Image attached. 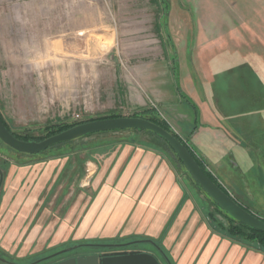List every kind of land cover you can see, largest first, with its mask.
Wrapping results in <instances>:
<instances>
[{
  "label": "rangeland",
  "instance_id": "rangeland-1",
  "mask_svg": "<svg viewBox=\"0 0 264 264\" xmlns=\"http://www.w3.org/2000/svg\"><path fill=\"white\" fill-rule=\"evenodd\" d=\"M263 33L264 0H0V113L15 133L41 138L59 125L145 111L188 142L199 109L180 82L191 88L185 78L200 80L209 56L228 58L224 52L233 48L247 55L243 68L256 77L251 65L255 51H264L257 41ZM262 86L264 93V80ZM110 139L156 141L152 147L178 161L174 150L149 132L92 134L28 155L0 142V204L11 164L85 152ZM93 167L84 164L86 173ZM67 244H34L28 253ZM0 245L12 255L26 251L15 243ZM136 247L158 253L148 241Z\"/></svg>",
  "mask_w": 264,
  "mask_h": 264
},
{
  "label": "crops",
  "instance_id": "crops-1",
  "mask_svg": "<svg viewBox=\"0 0 264 264\" xmlns=\"http://www.w3.org/2000/svg\"><path fill=\"white\" fill-rule=\"evenodd\" d=\"M257 41L264 46V33ZM224 53L228 58L209 56L202 80L185 78L191 88L180 82L199 109L188 142L222 185L264 218V51H255L256 77L244 70L242 50ZM87 163L94 166L88 173ZM6 176L0 242L25 249L19 258L35 255L28 253L34 244L145 239L166 264H264L263 251L211 226L204 194L178 161L147 143L110 139L85 152L11 164Z\"/></svg>",
  "mask_w": 264,
  "mask_h": 264
},
{
  "label": "water",
  "instance_id": "water-1",
  "mask_svg": "<svg viewBox=\"0 0 264 264\" xmlns=\"http://www.w3.org/2000/svg\"><path fill=\"white\" fill-rule=\"evenodd\" d=\"M142 129L152 131L172 147L176 155L184 164L186 170L204 190V192L223 210L228 216L246 224L252 228L264 231V219L252 211L246 210L230 194L223 191L201 168L195 157L186 145L169 130L148 119L139 116H118L89 120L75 124L58 133L52 134L42 140H23L17 138L5 126L0 118V142H3L13 150L28 154L42 152L49 147L78 139L90 133L110 131L117 129ZM2 171H0V186ZM69 264H160L157 258L148 252L137 250L115 251L99 255H87L68 261Z\"/></svg>",
  "mask_w": 264,
  "mask_h": 264
},
{
  "label": "trees",
  "instance_id": "trees-1",
  "mask_svg": "<svg viewBox=\"0 0 264 264\" xmlns=\"http://www.w3.org/2000/svg\"><path fill=\"white\" fill-rule=\"evenodd\" d=\"M120 115H108V116H104V117H100V118H106V117H118ZM132 116H139V117H143L145 119H148L154 123H157L158 125L162 126L163 128L168 130V127L166 124H164L163 122H161L159 119H157L156 117H153L152 115H148L144 112H141L140 114L136 113L133 114ZM0 118L3 121V123L5 124V126L8 128L9 131H11L17 138L19 139H23V140H42L52 134L58 133L64 129H67L75 124L78 123H74V124H70V125H59L58 127L56 126L54 129L50 130L46 136L41 137V138H34L31 137L29 135H22V134H18L15 133L6 123V121L4 120V118L2 117L1 113H0ZM98 119V118H97ZM90 120H93L90 119ZM87 121V120H86ZM83 122V121H81ZM196 128V125L194 126L193 130L191 131V133L194 131V129ZM118 130H129V131H135V132H149L151 134L157 135L159 137V139L170 149L172 150V147L167 143V141L165 139H162L161 136H159L158 134L149 131V130H142V129H117V130H110V131H118ZM110 131H101V132H96V133H90L87 134L85 136H89L92 134H98V133H106V132H110ZM176 137H178L185 145L186 147L189 149L188 151L191 152V154L195 157L196 161L198 162L199 165H201V168L207 173L208 177H210L223 191H225L226 193L230 194L228 192V190L222 186V184H220V182H218L216 176H214L206 167L204 161L193 151V148L188 144V142L183 141L178 135L174 134ZM85 136H82L80 138H83ZM78 138V139H80ZM75 139V140H78ZM75 140H70L67 142H62V143H58L55 144L53 146L59 145V144H65V143H70L72 141ZM147 143V142H146ZM144 143V144H146ZM151 144V145H150ZM147 145L149 146H154L156 145V141H149V143H147ZM52 147V146H51ZM49 147V148H51ZM155 148V147H153ZM173 151V150H172ZM176 158L178 159V161H180L182 163V161L179 159V157L175 154ZM194 184L200 189L202 190V188L199 186V184L193 179ZM204 192V190H202ZM205 193V192H204ZM206 194V193H205ZM207 195V194H206ZM231 195V194H230ZM208 196V195H207ZM237 202H239L246 210L250 209L248 208L247 205L241 203L235 196L231 195ZM212 200V199H211ZM213 201V200H212ZM213 209L209 210L207 213V217L210 221L211 226L216 229L219 233L223 234L226 237H229L233 240H236L238 242L244 243L245 245L261 250L264 252V231L252 228L246 224H243L235 219H233L232 217L228 216V214H226L223 210H221L219 208V206L213 201ZM217 214H219V216H216ZM224 217L225 221H223V219H221V217ZM264 219V218H263Z\"/></svg>",
  "mask_w": 264,
  "mask_h": 264
},
{
  "label": "flooded vegetation",
  "instance_id": "flooded-vegetation-1",
  "mask_svg": "<svg viewBox=\"0 0 264 264\" xmlns=\"http://www.w3.org/2000/svg\"><path fill=\"white\" fill-rule=\"evenodd\" d=\"M145 241V239H134L125 242H99V243H70L55 250H48L29 257L19 258L4 251L0 245V264H69V260L77 259L87 255H99L102 253L115 251H130L137 250L138 242ZM158 253L153 254L160 264H166L163 252L159 246L154 244ZM138 251H141L138 249ZM144 252V251H141Z\"/></svg>",
  "mask_w": 264,
  "mask_h": 264
}]
</instances>
